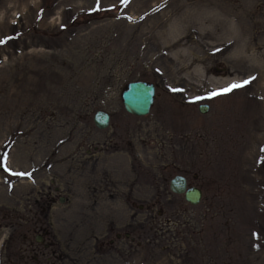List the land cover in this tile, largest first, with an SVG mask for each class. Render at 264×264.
I'll return each mask as SVG.
<instances>
[{
  "label": "rangeland",
  "instance_id": "374dc122",
  "mask_svg": "<svg viewBox=\"0 0 264 264\" xmlns=\"http://www.w3.org/2000/svg\"><path fill=\"white\" fill-rule=\"evenodd\" d=\"M0 41V264H264V0H0Z\"/></svg>",
  "mask_w": 264,
  "mask_h": 264
},
{
  "label": "water",
  "instance_id": "95a60500",
  "mask_svg": "<svg viewBox=\"0 0 264 264\" xmlns=\"http://www.w3.org/2000/svg\"><path fill=\"white\" fill-rule=\"evenodd\" d=\"M155 95V85L145 80H133L127 83L121 92V100L124 109L133 115L143 116L149 113ZM206 103L198 105V110L205 113L208 110ZM93 124L104 129L109 126L110 115L104 110H96L92 117ZM169 189L184 195V199L191 205H196L202 197V190L197 186H187L185 176L176 174L169 180Z\"/></svg>",
  "mask_w": 264,
  "mask_h": 264
},
{
  "label": "snow or ice",
  "instance_id": "6c2138e0",
  "mask_svg": "<svg viewBox=\"0 0 264 264\" xmlns=\"http://www.w3.org/2000/svg\"><path fill=\"white\" fill-rule=\"evenodd\" d=\"M0 43H3V41H0ZM244 83L246 84V83H248V81H245ZM242 86H243L242 84L234 83V84L230 85L228 88L224 89L223 91L224 92H229V91H231L234 88H239V87H242ZM217 94H219V93H213V95H217Z\"/></svg>",
  "mask_w": 264,
  "mask_h": 264
},
{
  "label": "bare ground",
  "instance_id": "6f19581e",
  "mask_svg": "<svg viewBox=\"0 0 264 264\" xmlns=\"http://www.w3.org/2000/svg\"><path fill=\"white\" fill-rule=\"evenodd\" d=\"M214 25H215V21H211V22L207 25L208 30L210 29V31H212L211 29L213 28ZM0 241H1V240H0Z\"/></svg>",
  "mask_w": 264,
  "mask_h": 264
},
{
  "label": "flooded vegetation",
  "instance_id": "af4514ba",
  "mask_svg": "<svg viewBox=\"0 0 264 264\" xmlns=\"http://www.w3.org/2000/svg\"><path fill=\"white\" fill-rule=\"evenodd\" d=\"M184 197V196H183ZM125 235H129V233H124ZM117 236H120L119 234H117Z\"/></svg>",
  "mask_w": 264,
  "mask_h": 264
}]
</instances>
